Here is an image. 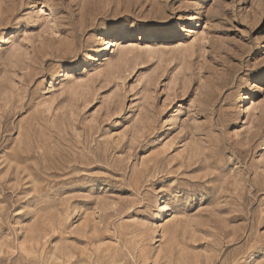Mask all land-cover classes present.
<instances>
[{
	"label": "rangeland",
	"instance_id": "rangeland-1",
	"mask_svg": "<svg viewBox=\"0 0 264 264\" xmlns=\"http://www.w3.org/2000/svg\"><path fill=\"white\" fill-rule=\"evenodd\" d=\"M0 264H264V0H0Z\"/></svg>",
	"mask_w": 264,
	"mask_h": 264
}]
</instances>
